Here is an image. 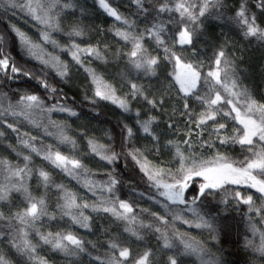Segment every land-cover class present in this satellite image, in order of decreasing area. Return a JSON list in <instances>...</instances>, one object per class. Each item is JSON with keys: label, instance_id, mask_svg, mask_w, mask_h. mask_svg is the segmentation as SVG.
Wrapping results in <instances>:
<instances>
[{"label": "snow or ice", "instance_id": "snow-or-ice-1", "mask_svg": "<svg viewBox=\"0 0 264 264\" xmlns=\"http://www.w3.org/2000/svg\"><path fill=\"white\" fill-rule=\"evenodd\" d=\"M94 3L117 22L114 43L95 39L80 0H0V264H55L45 250L65 264H264V93L235 52L264 49V0ZM73 69L86 74L79 105L60 86ZM233 237L242 261L224 256Z\"/></svg>", "mask_w": 264, "mask_h": 264}, {"label": "trees", "instance_id": "trees-1", "mask_svg": "<svg viewBox=\"0 0 264 264\" xmlns=\"http://www.w3.org/2000/svg\"><path fill=\"white\" fill-rule=\"evenodd\" d=\"M230 2H234V0H230ZM80 3L84 6L86 9V16L83 20V23L89 27H96L100 28L103 31L95 36V39H103L107 42L114 43L112 40L111 33L108 32V29L113 26L114 23H117L114 21L113 18L108 17L106 14H104L102 11H100L97 7V5L94 3V0H80ZM111 3L113 6L117 7L122 13L128 14L131 11H134V9L131 6L130 0H111ZM77 17H79V10L77 11ZM15 23H17L23 30L27 31L30 36L33 37V39H38V33L36 32V29L32 27L31 22L28 24H25L23 20L21 19H14ZM3 25H0V28H2ZM221 31H223L227 38L229 39H238L235 32L230 31L229 29H221L220 27L214 28V34L216 37H219L221 34ZM59 39V37H57ZM48 50L52 51L51 46H48ZM236 56L240 57V59L237 60V71L240 75L241 79L243 80V83L249 88L250 91H254L257 94L264 93V49L259 48L257 45H247L244 41H239V45L237 49L235 50ZM15 55V52L13 53ZM57 55H61L62 59L70 60V57L67 55L61 54L58 50L56 51ZM207 55H211V51L209 50ZM32 63H35L33 61ZM74 77L73 80L68 84H61L60 86L63 87L64 91L67 93L69 98V103H71V98L73 96L76 97L77 104L79 105V102L82 100V88L87 81L85 80V73L83 72V69H80L79 74L76 73V69H73ZM110 108L113 106H109ZM83 110L87 113V107L83 106ZM117 112L116 110L108 111L106 113V116L108 119L112 121V123H115ZM61 115H55L53 119H61ZM101 119H104L103 117ZM68 123L75 129L76 124L80 123L77 121L76 123H73L72 120H69ZM108 125H97L96 121H92L90 124V128L95 127H104ZM28 130L27 127L22 128L21 131ZM33 134H38L33 130ZM13 137L15 134H11ZM38 135L41 136L43 139V142L45 144L54 143V140L52 138H46L43 136V133L40 132ZM0 143H5L3 138H0ZM85 141H81L78 139L77 143V149H81L84 147ZM63 151L66 153L70 151L71 146H62ZM2 151V149H0ZM98 159V158H97ZM121 168H123V162H121L120 165ZM89 168L94 173H103L105 169L103 168L102 163L97 164L96 160H92L89 163ZM100 176H93L91 179H100ZM57 179L63 182L69 189L76 191L79 196H81L84 199L91 198V193L87 191L86 188L83 187V184H77L75 180H71L68 177H63L58 175ZM145 188L144 185H141L140 190L143 191ZM141 204H144V201H141ZM144 206H147V204H144ZM102 221L97 220L96 221V229H99L100 223ZM78 235L84 237L86 240H95L97 236L99 235V232L97 231L95 234L89 233L88 231L84 229H79L78 227L74 229ZM184 230V229H182ZM192 235L196 236L198 239L200 238H207V233H204L203 237L199 235L197 231H193ZM235 237H233V243H225L223 244L224 256L229 261H242L246 258V253L243 252L242 245H238L235 242ZM47 256L51 258L52 261L55 262V264H65V259L60 254L52 253L50 251L45 250V253Z\"/></svg>", "mask_w": 264, "mask_h": 264}]
</instances>
